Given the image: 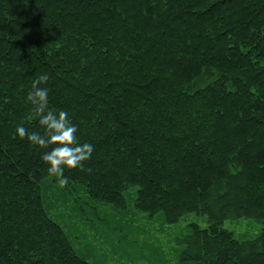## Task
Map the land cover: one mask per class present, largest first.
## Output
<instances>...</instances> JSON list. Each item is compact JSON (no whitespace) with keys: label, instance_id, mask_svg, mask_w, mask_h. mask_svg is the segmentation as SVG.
Returning <instances> with one entry per match:
<instances>
[{"label":"trees","instance_id":"obj_1","mask_svg":"<svg viewBox=\"0 0 264 264\" xmlns=\"http://www.w3.org/2000/svg\"><path fill=\"white\" fill-rule=\"evenodd\" d=\"M42 74L49 109L94 146L63 188L51 146L16 135L43 133L26 99ZM130 204L207 217L176 264H264V0H0V264H97L68 210ZM239 217L260 233L223 226Z\"/></svg>","mask_w":264,"mask_h":264},{"label":"rangeland","instance_id":"obj_2","mask_svg":"<svg viewBox=\"0 0 264 264\" xmlns=\"http://www.w3.org/2000/svg\"><path fill=\"white\" fill-rule=\"evenodd\" d=\"M106 209L108 212L87 213L85 219L72 215L70 210L64 211L80 241L75 239L77 248L84 249L97 264H176L179 247L176 238L188 231L191 222L202 227L208 225L205 215L194 212L170 224L150 218L131 204L125 212L109 206ZM223 226L232 230L238 239L246 240L260 233L262 223L255 218L239 217L226 219Z\"/></svg>","mask_w":264,"mask_h":264},{"label":"clouds","instance_id":"obj_3","mask_svg":"<svg viewBox=\"0 0 264 264\" xmlns=\"http://www.w3.org/2000/svg\"><path fill=\"white\" fill-rule=\"evenodd\" d=\"M48 80L47 74L39 75L33 80L26 97L32 105V113L38 118L43 133L29 132L23 125H19L16 128V135L20 139L26 137L31 144L42 149L51 146V150L43 154L42 160L49 166L48 174L56 177L58 185L63 188L68 185V179L64 176L65 169L85 171V162L91 158L94 146L79 143L76 136L77 128L69 120L66 111L54 112L49 109V90L42 86Z\"/></svg>","mask_w":264,"mask_h":264}]
</instances>
